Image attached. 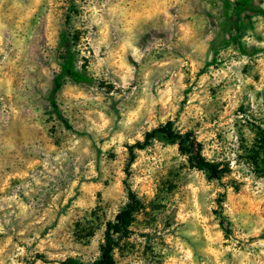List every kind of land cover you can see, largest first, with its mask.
Here are the masks:
<instances>
[{
  "label": "clouds",
  "instance_id": "obj_1",
  "mask_svg": "<svg viewBox=\"0 0 264 264\" xmlns=\"http://www.w3.org/2000/svg\"><path fill=\"white\" fill-rule=\"evenodd\" d=\"M0 264H264V0H0Z\"/></svg>",
  "mask_w": 264,
  "mask_h": 264
}]
</instances>
